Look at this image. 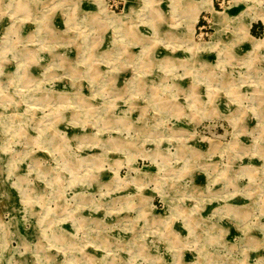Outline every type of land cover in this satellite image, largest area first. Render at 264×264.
Listing matches in <instances>:
<instances>
[{
  "label": "rangeland",
  "instance_id": "rangeland-1",
  "mask_svg": "<svg viewBox=\"0 0 264 264\" xmlns=\"http://www.w3.org/2000/svg\"><path fill=\"white\" fill-rule=\"evenodd\" d=\"M214 1L0 0V264H264V0Z\"/></svg>",
  "mask_w": 264,
  "mask_h": 264
},
{
  "label": "bare ground",
  "instance_id": "bare-ground-1",
  "mask_svg": "<svg viewBox=\"0 0 264 264\" xmlns=\"http://www.w3.org/2000/svg\"><path fill=\"white\" fill-rule=\"evenodd\" d=\"M184 1V0H183ZM185 1H194V0H185ZM198 1H202V0H198ZM204 1H208L206 2V4L208 5L207 6H204L206 7L211 15H212V19L214 21V23L217 25V26H220V24L222 22H225L228 18L229 13H227L228 9L226 8L224 11H217L211 4V1L210 0H204ZM198 14H199V11L197 10L194 15L192 16V19H191V22L188 24V26L192 29L194 27V25L196 24L197 22V18H198ZM245 24V23H244ZM248 29V28H246ZM189 30V29H188ZM247 36V35H246ZM252 41V39L250 40ZM261 42L260 40L257 42V43H253V41L251 42V49L252 50H258V48L260 47V43ZM211 43H203V45H199L196 47V52H203V51H206V50H210L213 46H210Z\"/></svg>",
  "mask_w": 264,
  "mask_h": 264
},
{
  "label": "trees",
  "instance_id": "trees-1",
  "mask_svg": "<svg viewBox=\"0 0 264 264\" xmlns=\"http://www.w3.org/2000/svg\"><path fill=\"white\" fill-rule=\"evenodd\" d=\"M200 23H202V20H201V19L198 21V25H199ZM257 24H259V23H257ZM257 24H253V25L251 26V28H250V34L253 35V36H256V33H255V31H254V28H255V25H257ZM260 26H261V24H259V27H260Z\"/></svg>",
  "mask_w": 264,
  "mask_h": 264
},
{
  "label": "crops",
  "instance_id": "crops-1",
  "mask_svg": "<svg viewBox=\"0 0 264 264\" xmlns=\"http://www.w3.org/2000/svg\"><path fill=\"white\" fill-rule=\"evenodd\" d=\"M212 1H213V7L216 9V3H215L214 0H212ZM217 4H218V3H217ZM200 18H201V17L199 16L198 19L200 20ZM199 20H198V21H199ZM197 23H198V22H197ZM196 25H197V24H196ZM252 25H253V24H252ZM250 28H251V27H250ZM258 28H259V26H258V25H257V26L255 25L254 31L256 32ZM249 32H250V30H249ZM255 37H256V36H255ZM0 238H1V237H0ZM0 242H1V240H0ZM0 251H1V244H0Z\"/></svg>",
  "mask_w": 264,
  "mask_h": 264
},
{
  "label": "built area",
  "instance_id": "built-area-1",
  "mask_svg": "<svg viewBox=\"0 0 264 264\" xmlns=\"http://www.w3.org/2000/svg\"><path fill=\"white\" fill-rule=\"evenodd\" d=\"M198 24V23H197ZM204 27V25L203 26H198V29H202Z\"/></svg>",
  "mask_w": 264,
  "mask_h": 264
}]
</instances>
